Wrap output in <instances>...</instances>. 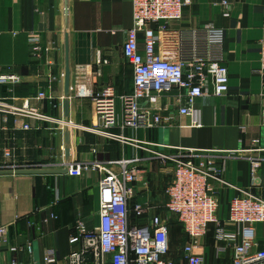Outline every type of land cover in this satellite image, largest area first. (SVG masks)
Here are the masks:
<instances>
[{
	"label": "crops",
	"instance_id": "1",
	"mask_svg": "<svg viewBox=\"0 0 264 264\" xmlns=\"http://www.w3.org/2000/svg\"><path fill=\"white\" fill-rule=\"evenodd\" d=\"M224 4L229 18H224ZM182 28L214 26L224 31V59L229 73V91L222 98L207 96L197 101L200 127L192 126L189 116L178 114L173 96L159 98L163 125L151 130H119L112 134L139 142L141 147L176 154L179 148L210 152L224 166L223 183L212 182L219 200V217L227 218L230 199L250 192V160L264 163V74L257 75L259 49L264 43V0H191L183 12ZM132 27L130 0H0V75H16V85H1L0 100L20 105L44 92L52 98L43 102L30 100V106L53 122L28 120L30 130L13 127L11 116L0 113V167L5 162L27 164L30 168L61 170L141 160L135 197L129 202V224L142 226L151 216L167 217L165 189L173 181L171 163L162 164L150 153L91 131L96 117L89 100L68 98V116H64V75L68 66L70 83L79 65L100 71L97 90L114 88L118 96L133 90L132 68L122 55L126 32ZM36 40V42H35ZM39 46L41 53L35 52ZM141 46V45H140ZM36 54V56H35ZM98 60L107 64L97 66ZM53 78V80H52ZM57 105V108H53ZM59 107V108H58ZM69 133V159H65V134ZM261 151L231 153L254 149ZM11 158L5 161L4 152ZM5 162H4V161ZM5 163V164H6ZM161 163V164H160ZM263 170H260L262 173ZM100 174L83 172L80 177L64 175H0V226L9 227L8 245L21 248L17 258L24 264H44V254L53 250L59 264H67L73 250L70 236L77 219L88 228L98 224L97 187ZM264 198V191L252 190ZM135 203L147 204L149 214L138 219L132 212ZM54 217V218H51ZM169 223V258L186 264L182 247L188 238L176 219ZM229 228H233L228 226ZM256 238L264 240V227L254 226ZM211 227L198 242L196 253L202 264H231V249L214 240ZM180 247L173 244L178 236ZM30 244L32 252L25 251ZM11 254L3 246L0 264H8Z\"/></svg>",
	"mask_w": 264,
	"mask_h": 264
},
{
	"label": "built area",
	"instance_id": "2",
	"mask_svg": "<svg viewBox=\"0 0 264 264\" xmlns=\"http://www.w3.org/2000/svg\"><path fill=\"white\" fill-rule=\"evenodd\" d=\"M130 1L132 27L125 34L122 55L132 68V93L118 96L109 86L97 90L96 79L101 77V72L94 71L92 66L79 65L74 70L68 98L91 102L97 123L91 131L121 142H131L162 164H174L173 181L165 189L167 217L151 216L149 222L142 226L129 224V202L135 197V184L142 174L138 157L76 168L68 165L67 172L71 177L95 171L100 174V181L97 187L98 224L88 228L81 219H77L69 240L73 250L67 257V264H176L169 258L168 221L172 216L188 238V243L182 247V258L186 264L203 263L196 250L198 242L206 237L211 227L214 240L223 244L219 252L231 249V264H264V240L256 238L254 228L256 225L264 227V198L251 192L257 189L264 191L262 160H250V192L230 199L227 218L222 220L218 194L212 182L223 183L224 166L210 156L198 155L212 151L179 148L176 154L167 155L150 150L151 146L155 147L153 144H144L149 145L144 148L135 140L110 133L113 129L137 131L161 127L163 106L159 104V98L163 96H173L178 114L189 116L192 126L200 127L197 101L207 96L222 98L229 91V73L223 50L224 31L214 26L182 28L175 25L181 22L184 9L190 6L191 0ZM222 16H230L226 4ZM34 50L42 52L39 46ZM258 62L256 73L262 76L264 43L260 45ZM105 64L106 61L96 62L97 66ZM21 81L16 75H0V86L16 85ZM30 100L53 101L44 92L32 99H22L19 106L0 100V113L4 119L11 116L13 127L22 131L30 130L28 120L53 122L30 106ZM262 116L264 118V110ZM253 145L254 149L231 153L262 150L258 141H253ZM4 158L9 160L10 152L5 151ZM8 162L2 164L0 171L36 169L27 164ZM149 210L143 203H135L132 207L138 219L146 218ZM8 235L9 227L0 226V255L6 244L7 252L11 254L8 264H24L17 258L21 248L8 245ZM25 251L32 252L30 244L25 246ZM43 261L44 264L60 263L53 250L45 252Z\"/></svg>",
	"mask_w": 264,
	"mask_h": 264
},
{
	"label": "water",
	"instance_id": "3",
	"mask_svg": "<svg viewBox=\"0 0 264 264\" xmlns=\"http://www.w3.org/2000/svg\"><path fill=\"white\" fill-rule=\"evenodd\" d=\"M69 88H70V71L68 66L65 69L64 75V88H63V96H64V116L67 118L68 116V97H69ZM69 133L65 134V159H69ZM68 171L67 167H63L61 170H46V169H24L17 171H0V175H64Z\"/></svg>",
	"mask_w": 264,
	"mask_h": 264
},
{
	"label": "rangeland",
	"instance_id": "4",
	"mask_svg": "<svg viewBox=\"0 0 264 264\" xmlns=\"http://www.w3.org/2000/svg\"><path fill=\"white\" fill-rule=\"evenodd\" d=\"M174 154V153H173ZM160 162V161H159ZM168 163H171L170 165H171V168H174V164L172 163V162H168ZM161 164V163H160ZM165 212H167L166 210H165ZM172 218H173V216H172ZM173 244H174V246L176 247V248H178V247H180V243H179V234H178V236H175V237H173Z\"/></svg>",
	"mask_w": 264,
	"mask_h": 264
},
{
	"label": "trees",
	"instance_id": "5",
	"mask_svg": "<svg viewBox=\"0 0 264 264\" xmlns=\"http://www.w3.org/2000/svg\"><path fill=\"white\" fill-rule=\"evenodd\" d=\"M179 242H180V240H179Z\"/></svg>",
	"mask_w": 264,
	"mask_h": 264
}]
</instances>
